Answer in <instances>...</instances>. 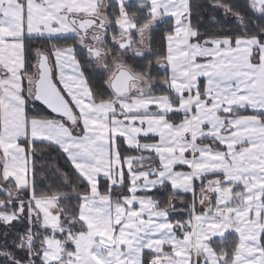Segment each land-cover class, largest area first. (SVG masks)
I'll return each instance as SVG.
<instances>
[{"label": "snow or ice", "instance_id": "obj_1", "mask_svg": "<svg viewBox=\"0 0 264 264\" xmlns=\"http://www.w3.org/2000/svg\"><path fill=\"white\" fill-rule=\"evenodd\" d=\"M210 7L0 0V264H264V0Z\"/></svg>", "mask_w": 264, "mask_h": 264}, {"label": "trees", "instance_id": "obj_2", "mask_svg": "<svg viewBox=\"0 0 264 264\" xmlns=\"http://www.w3.org/2000/svg\"><path fill=\"white\" fill-rule=\"evenodd\" d=\"M192 5V23L194 26L200 27L201 31H212L214 30L212 27V16L217 15L220 16V13L213 12L210 7V0H190ZM231 19H224L221 18V25L225 26V28L230 27ZM217 27H220L219 25ZM163 32L164 28L161 27L158 29L153 37V46L154 50L156 52H159L162 50L163 47ZM43 45L41 43L34 42L32 44L33 48H39ZM95 83L98 86H101L103 81L101 77L95 78ZM59 165L60 167H65L63 160L59 159L58 154L55 151H48L45 150L44 153H38L37 154V169H45L50 170L53 166ZM38 183L45 182V178L43 175L37 176ZM179 215V214H177Z\"/></svg>", "mask_w": 264, "mask_h": 264}, {"label": "rangeland", "instance_id": "obj_3", "mask_svg": "<svg viewBox=\"0 0 264 264\" xmlns=\"http://www.w3.org/2000/svg\"><path fill=\"white\" fill-rule=\"evenodd\" d=\"M227 19H231L230 17L229 18H227ZM38 48V47H37ZM177 203L179 204V202L177 201Z\"/></svg>", "mask_w": 264, "mask_h": 264}]
</instances>
